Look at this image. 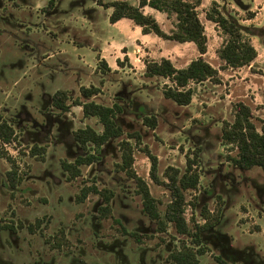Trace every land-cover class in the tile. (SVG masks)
I'll return each instance as SVG.
<instances>
[{"label": "rangeland", "instance_id": "1", "mask_svg": "<svg viewBox=\"0 0 264 264\" xmlns=\"http://www.w3.org/2000/svg\"><path fill=\"white\" fill-rule=\"evenodd\" d=\"M216 1L251 26L249 38L257 57L248 66L223 68L216 50L224 35L205 18L212 0H202L197 8L207 39L202 56L218 70V81L191 83V102L178 106L162 94L166 81L143 75V61L165 57L175 67H184L199 55L192 43L141 36L130 20L118 22L116 31L108 28L109 10L95 0H55L51 8L48 0H0V119L15 132L10 143L0 142V152L14 160L20 177L11 187L6 176L11 164L0 157V264H34L35 252L43 260L53 253L50 264H174L170 254L183 249L184 237L169 224L165 232L156 231L142 212L134 180L120 169L119 141L131 132H138L140 140L128 139L130 169L146 182L160 212L169 192L149 177L144 149L157 157L160 177L169 166L182 169L186 155L199 152V186L186 192L184 216L190 226L191 218L203 222V209L219 214V219L201 234L199 246L184 238L193 251L204 250L197 264H217L216 257L226 255L228 264H264V173L256 166L245 170L233 165L228 156L236 149L221 141L222 126L233 120L237 101L250 107L257 129L264 121V0ZM249 11L254 17L242 20ZM156 17L169 30V20L159 13ZM80 43L91 48L74 46ZM99 44L108 70L96 67L92 50H99ZM82 86L99 92L85 99ZM58 88L67 91L70 100L123 107L117 115L123 136L108 141L100 159L80 166V174L72 179L60 163L85 153L72 133L85 126L100 131L101 124L84 117L77 105L61 116L60 124L53 110L46 118L50 95ZM145 114L157 117L155 129L142 123ZM34 144L44 152L31 155ZM87 186H95L100 194L90 192L76 202ZM104 191L113 195L109 213L101 216ZM215 238L227 248L222 254Z\"/></svg>", "mask_w": 264, "mask_h": 264}, {"label": "trees", "instance_id": "2", "mask_svg": "<svg viewBox=\"0 0 264 264\" xmlns=\"http://www.w3.org/2000/svg\"><path fill=\"white\" fill-rule=\"evenodd\" d=\"M55 0H48L47 7H52ZM236 1V0H235ZM95 3L103 9L109 10L108 22L113 24L121 19H128L140 29L142 35H154L162 40L176 43H192L199 55L192 59L184 67L177 68L168 58L162 57L159 60L143 61V75L147 78L163 79L162 94L166 99L171 100L178 106H186L191 102L194 90L191 83L199 84L206 80L218 81V70L203 58L207 49V39L204 25L198 15V6L201 0H95ZM241 5L240 2H237ZM156 13L163 14L169 20L171 27L164 30L156 17ZM254 17L253 12H247L242 20H250ZM205 18L213 22L224 35L221 45L217 48L216 54L223 65V68H239L251 65L257 57V51L250 41V27L240 22L236 13L232 10H225L216 1H212L210 7L205 11ZM252 30V29H251ZM117 63L118 60H116ZM96 67L108 70L107 63L100 60ZM99 92L94 86L80 88L81 95L88 99ZM67 91L56 90L51 99V106L59 113L68 112L70 107L77 105L81 107L84 117H95L101 124V130L96 131L90 126L76 129L72 133L73 140L79 145L81 153L75 156L70 162H61L62 169L67 173V179H72L80 174V166L89 165L99 159L100 149L110 140L121 138L124 134L122 126L117 120V115L123 111L119 103L104 105L93 100L83 101L80 98L70 100ZM71 101L70 103L68 102ZM234 115L231 122H224L221 130V141L223 145H232L236 149L234 156L228 159L238 168L248 170L252 167H259L264 173V121H261L259 129L252 121V112L249 106L242 101H237L233 105ZM155 115H143L142 123L150 129H155L157 125ZM15 137V132L10 123L0 119V142L10 143ZM129 138L139 142L138 132L127 133L119 141L122 148V160L120 169L124 170L131 177L136 185V193L141 198L142 212L156 224L157 232H165L167 225H171L175 233L187 238L190 243L199 246L201 234L207 232L216 222L219 214H205L202 211V223H198L191 218L192 225L188 224L184 216V209L187 204L186 192L196 190L199 186L200 173L197 168L199 152L195 149L190 155H186L185 165L182 169L167 167L163 177L157 174V157L144 149L150 161L149 177L157 184L164 186L169 192V201L165 204L162 212L157 208L156 200L151 195L146 182L136 176L130 169L131 144ZM200 149V148H199ZM44 152L34 144L30 148L31 155ZM0 157H5L11 164V168L6 171L8 184L15 187L20 181L17 175V166L14 160L6 154L0 152ZM95 186L81 188L76 196V201L84 200L88 193H99ZM105 204L100 207L101 216L109 213V200L112 192H102ZM218 213V212H217ZM133 235H135L133 233ZM182 238L183 249L170 254L174 264H197L198 255H202L204 250L200 247L193 251L186 246V241ZM219 264H227L217 258Z\"/></svg>", "mask_w": 264, "mask_h": 264}, {"label": "flooded vegetation", "instance_id": "3", "mask_svg": "<svg viewBox=\"0 0 264 264\" xmlns=\"http://www.w3.org/2000/svg\"><path fill=\"white\" fill-rule=\"evenodd\" d=\"M49 56V55H48ZM38 63H42L41 62V60H38L37 61ZM37 63V64H38ZM58 89H60V88H58ZM58 89H56V90H58ZM55 90V91H56ZM54 91V92H55ZM53 92V93H54ZM53 93L50 95V101H49V112L47 111V113L45 114V115H47L46 116V118H48V117H50L51 118V116H50V114L49 113H51L52 112V110L53 111H55L56 112V118L57 119H55V120H57V122H59V124L62 122V115H64L65 113H59L58 112V110H56V109H54L52 106H51V99H52V95H53ZM51 111V112H50ZM53 119V118H52ZM34 121V120H33ZM50 121V120H49ZM49 125H50V123H49ZM33 126L35 127L36 126V128H39L40 126L35 122V123H33ZM51 126V125H50ZM35 133V132H34ZM73 142H75L74 140H73ZM76 143V142H75ZM77 144V143H76ZM77 146L79 147V145L77 144ZM100 152V151H99ZM78 155V154H77ZM98 156H99V159H100V154H98ZM75 158V157H74ZM73 158V159H74ZM98 159V160H99ZM97 160V161H98ZM97 161H94L93 163H95V162H97ZM61 164V163H60ZM92 164V163H91ZM90 165V164H89ZM60 167H61V169H62V166L60 165ZM63 170V169H62ZM64 171V170H63ZM64 173L67 175V173L64 171ZM67 177V176H66ZM77 177V176H76ZM112 195H113V193H112ZM103 198V197H102ZM82 201H84V200H82ZM82 201H80V202H82ZM77 202V201H76ZM99 213V212H98ZM149 219V218H148ZM150 220V219H149ZM152 221V220H151ZM8 228H12V227H8ZM4 229V228H3ZM8 230H11V229H8ZM132 234V233H131ZM218 237V236H217ZM216 239V242H215V244L216 245H218L219 246V248H221V254L224 252V250L226 249L227 250V248L225 247V246H223L221 243H220V241L218 240L219 239V237H218V239L217 238H215ZM52 246H50L49 245V248H51ZM53 251V250H52ZM230 256H220V259L222 260V261H224V262H226L227 263V260H228V258H229ZM217 258H219V257H216V260H217V264H219V262H218V259ZM44 261H47V263L46 264H50V262L51 263H53V253H51L50 255H49V257H48V259L47 260H43V255L42 254H40L39 252H35V254H34V259H33V263L34 264H43V263H45ZM49 262V263H48ZM228 264V263H227Z\"/></svg>", "mask_w": 264, "mask_h": 264}, {"label": "crops", "instance_id": "4", "mask_svg": "<svg viewBox=\"0 0 264 264\" xmlns=\"http://www.w3.org/2000/svg\"><path fill=\"white\" fill-rule=\"evenodd\" d=\"M202 1V0H201ZM212 1H216V0H212ZM217 2V1H216ZM84 19H85V17H83ZM124 20H128V19H121V20H118L117 22H115V23H113V24H111V23H109L108 22V18L106 19V25L108 26V28L110 27V28H112V29H116L115 27H116V24L118 23V22H121V21H124ZM137 27V26H136ZM116 31V30H115ZM139 31H140V29H139ZM141 34V33H140ZM148 35H150V34H146V35H142L141 34V36H148ZM96 45V44H95ZM75 47H89V46H87V45H84V44H82V43H80L79 45L77 44V45H74ZM89 48H91V47H89ZM103 48V46L102 45H100L99 44V46H98V49L100 50H96L97 49V47L96 48H94V50H92L93 52H95L96 53V66H97V61H100L102 58H101V49ZM103 50V49H102ZM126 53V50H124V54ZM98 55V56H97ZM105 61V60H104ZM67 70V69H66Z\"/></svg>", "mask_w": 264, "mask_h": 264}]
</instances>
